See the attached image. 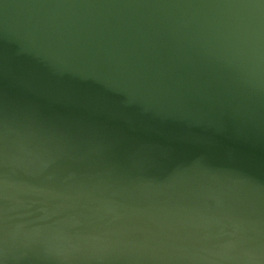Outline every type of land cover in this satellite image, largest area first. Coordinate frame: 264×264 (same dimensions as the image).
I'll list each match as a JSON object with an SVG mask.
<instances>
[{
  "label": "water",
  "instance_id": "95a60500",
  "mask_svg": "<svg viewBox=\"0 0 264 264\" xmlns=\"http://www.w3.org/2000/svg\"><path fill=\"white\" fill-rule=\"evenodd\" d=\"M0 264H264V0H0Z\"/></svg>",
  "mask_w": 264,
  "mask_h": 264
}]
</instances>
